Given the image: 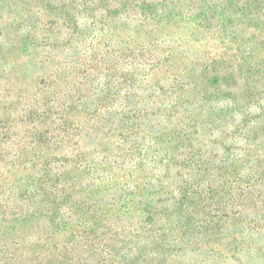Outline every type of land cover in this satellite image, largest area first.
<instances>
[{
  "label": "trees",
  "instance_id": "1",
  "mask_svg": "<svg viewBox=\"0 0 264 264\" xmlns=\"http://www.w3.org/2000/svg\"><path fill=\"white\" fill-rule=\"evenodd\" d=\"M0 38L36 85L0 120V264H221L264 223V0H0Z\"/></svg>",
  "mask_w": 264,
  "mask_h": 264
},
{
  "label": "rangeland",
  "instance_id": "2",
  "mask_svg": "<svg viewBox=\"0 0 264 264\" xmlns=\"http://www.w3.org/2000/svg\"><path fill=\"white\" fill-rule=\"evenodd\" d=\"M4 66L7 67L6 70L9 73V65L5 64ZM10 78L7 77L6 82H12V78ZM35 88L34 77L19 78V80L14 82L10 91H6L5 85L0 84V120H6L10 115L15 116L17 114L16 116H18L19 111L25 104L24 98L29 93L34 92ZM8 102H16V106L8 110ZM22 173L23 171L21 170L20 174ZM237 244H239L238 248L232 251L231 258L227 260L224 258L221 264H264V223L257 230H248L239 234ZM185 260H192L193 263H196L198 258L193 254H189L185 256Z\"/></svg>",
  "mask_w": 264,
  "mask_h": 264
}]
</instances>
